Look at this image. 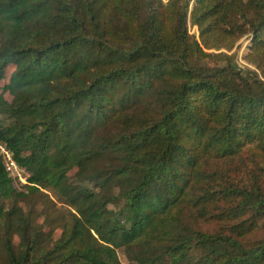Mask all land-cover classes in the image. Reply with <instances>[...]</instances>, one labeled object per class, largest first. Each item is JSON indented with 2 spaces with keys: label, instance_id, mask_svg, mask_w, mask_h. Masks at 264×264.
I'll use <instances>...</instances> for the list:
<instances>
[{
  "label": "trees",
  "instance_id": "obj_1",
  "mask_svg": "<svg viewBox=\"0 0 264 264\" xmlns=\"http://www.w3.org/2000/svg\"><path fill=\"white\" fill-rule=\"evenodd\" d=\"M9 67L0 264H264V0H0Z\"/></svg>",
  "mask_w": 264,
  "mask_h": 264
},
{
  "label": "rangeland",
  "instance_id": "obj_2",
  "mask_svg": "<svg viewBox=\"0 0 264 264\" xmlns=\"http://www.w3.org/2000/svg\"><path fill=\"white\" fill-rule=\"evenodd\" d=\"M189 29L191 32L197 33L196 27H191L189 25ZM250 42H251V40L248 38H246V39L243 38L239 41V47L237 48L236 60H237V63L241 67H244L247 65V63L244 60V56L248 51V46L250 45ZM13 70H14L13 67H9L7 70L6 78L0 80V94H2L3 97L8 101L12 100V96L7 91H4V87L7 85L8 80H9V76ZM74 173H75V169H73L69 172L70 176H73ZM26 182L23 184H21V182H17L16 186L22 187V185L26 184ZM43 192L46 196L45 195L44 196L35 195V196L31 197V199L26 204L27 206H30V202H33V204L31 205L33 213L36 216L40 215L41 211L43 210V205L49 207L51 205L50 201H53L56 209L59 211H64L66 214V217H67V209H68L67 205L64 204L63 200L59 197V195L56 193V191L50 188V189H43ZM38 221H39V219H38ZM47 229L48 228H46V230ZM60 231H61L60 229L55 230L54 235H53L54 238L58 237V235L60 234ZM117 251H118V257H119V260L121 261V263L127 264L128 260L126 258L125 253H124V250L122 248H120Z\"/></svg>",
  "mask_w": 264,
  "mask_h": 264
},
{
  "label": "built area",
  "instance_id": "obj_3",
  "mask_svg": "<svg viewBox=\"0 0 264 264\" xmlns=\"http://www.w3.org/2000/svg\"><path fill=\"white\" fill-rule=\"evenodd\" d=\"M0 158L2 159L6 169L9 171V174L12 176L15 183L21 182V184H23L26 182V170L15 162L10 150H8V148L2 142H0Z\"/></svg>",
  "mask_w": 264,
  "mask_h": 264
}]
</instances>
